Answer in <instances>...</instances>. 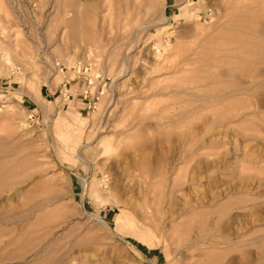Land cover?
<instances>
[{
  "label": "rangeland",
  "instance_id": "1",
  "mask_svg": "<svg viewBox=\"0 0 264 264\" xmlns=\"http://www.w3.org/2000/svg\"><path fill=\"white\" fill-rule=\"evenodd\" d=\"M0 264H264V0H0Z\"/></svg>",
  "mask_w": 264,
  "mask_h": 264
},
{
  "label": "bare ground",
  "instance_id": "2",
  "mask_svg": "<svg viewBox=\"0 0 264 264\" xmlns=\"http://www.w3.org/2000/svg\"><path fill=\"white\" fill-rule=\"evenodd\" d=\"M231 92V91H230ZM3 165H5L6 166V163L4 164L3 163ZM7 167V166H6ZM2 169V168H1ZM6 169V168H5ZM4 175V174H3ZM3 175H2V177H3ZM4 185V184H3ZM16 195H17V197H18V200H19V203H23V201H24V199H25V193H24V189H21V188H19L17 191H16Z\"/></svg>",
  "mask_w": 264,
  "mask_h": 264
},
{
  "label": "built area",
  "instance_id": "3",
  "mask_svg": "<svg viewBox=\"0 0 264 264\" xmlns=\"http://www.w3.org/2000/svg\"><path fill=\"white\" fill-rule=\"evenodd\" d=\"M63 86H64V88H66L67 87V83L64 84ZM66 93H68V90H66Z\"/></svg>",
  "mask_w": 264,
  "mask_h": 264
}]
</instances>
